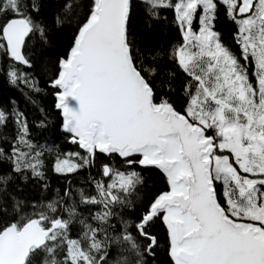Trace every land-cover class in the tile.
<instances>
[{"label":"snow or ice","instance_id":"6c2138e0","mask_svg":"<svg viewBox=\"0 0 264 264\" xmlns=\"http://www.w3.org/2000/svg\"><path fill=\"white\" fill-rule=\"evenodd\" d=\"M144 2L152 10H175L184 42L174 59L190 78L183 110L167 98L156 102L144 74L155 75V69L136 62L127 27L130 0H93L51 82L60 90L56 107L62 110L63 129L87 155L57 157L54 170L72 173L93 163L97 151L118 155L129 168L155 166L170 190L150 203L136 225L149 241L146 251L157 245L146 226L159 218L167 227L173 264H264V0ZM218 4L238 26L239 57L214 31ZM74 7L65 0L64 9ZM39 11L36 0H0V52L13 62L7 75L10 82L30 88L35 82L15 64L32 66L25 48L33 34L46 40L45 28L33 15ZM9 119L17 132L8 151L0 147V159L11 162L13 173L30 171L43 179L42 152L29 138L26 118L0 108V128ZM137 155L140 159H133ZM102 176L108 182L95 181L94 195L79 193V203L99 208L88 218L64 203L72 198L70 189L47 203L32 204L27 216L22 202L8 204L0 195V215L9 208L20 215L0 226V264H109L113 244L125 246L113 264H141L135 238L126 231L109 237L107 229L114 207L131 203L142 178L109 164L102 165ZM9 182V175H0V192ZM74 222L82 226L75 237Z\"/></svg>","mask_w":264,"mask_h":264},{"label":"trees","instance_id":"16d2710c","mask_svg":"<svg viewBox=\"0 0 264 264\" xmlns=\"http://www.w3.org/2000/svg\"><path fill=\"white\" fill-rule=\"evenodd\" d=\"M40 6L38 13H33L36 20L45 28L46 40L38 33L33 34L27 42L25 54L31 60V67L15 64L20 71L26 73L34 82L30 88L23 83H12L7 70L13 62L0 52V108L9 112L16 110L23 113L29 127V138L42 152L43 179L32 176L31 172L13 173L12 164L6 159H0V175H9L10 182L6 192H0L4 201L11 204L20 201L25 206L22 215L32 214V204L47 203L57 196H63L66 189L72 192V198H65L64 203L77 206L78 213L88 218L99 210L98 207L79 203V193L95 194V181L108 178L102 176V165L109 164L121 171L139 173L142 182L136 186L135 192L129 197L128 205H116L115 215L108 227V236H119L122 232L130 233L141 247L142 255L138 258L141 264H173L169 255L168 232L162 219H154L146 226V231L156 237L157 245L152 252L146 251L148 240L140 236L136 227L143 213L151 202L161 193L169 191L165 174L155 166L134 164L130 168L116 154L111 156L97 151L94 162L78 170L62 174L54 170L57 157L64 158L69 153H87L79 144L71 142V134L62 130V117L56 107L58 89L51 82L60 70V60L66 58L74 44L80 24L90 14L91 0H71L75 7L68 11L63 8L65 0H36ZM131 10L128 21V37L132 45L136 62L144 69H155V75L144 74L150 80L156 97V102L167 98L177 110L182 111L186 104L184 85L190 79L174 59V50L181 45L183 33L176 20L173 8L161 7L152 10L144 0H130ZM175 0H173V3ZM60 22H57V17ZM198 18L193 22V30H197ZM214 31L219 34L220 42L234 55L240 56L237 46L232 43L236 31L233 20L226 14L222 5L218 4ZM252 67L249 66V74ZM174 74V75H172ZM17 126L9 119L7 126L0 128V147L8 151L10 141L15 139ZM73 159H77L73 157ZM133 159H140L139 155ZM77 162H79L77 160ZM47 185V187H45ZM3 185L0 183V188ZM10 197V199H9ZM11 208L0 215V226L19 220ZM90 223H93L89 220ZM81 225L74 222L71 229L73 237L80 234ZM124 247L113 244L110 251L109 264L124 251Z\"/></svg>","mask_w":264,"mask_h":264},{"label":"rangeland","instance_id":"374dc122","mask_svg":"<svg viewBox=\"0 0 264 264\" xmlns=\"http://www.w3.org/2000/svg\"><path fill=\"white\" fill-rule=\"evenodd\" d=\"M199 21V20H198ZM179 23V22H178ZM233 23H234V25H235V29H237V24L233 21ZM180 25V24H179ZM198 29H199V25H198V28H197V30H195V31H198ZM236 34H237V31H235L234 32V34H233V36H234V39L236 40ZM235 40H232V43H233V45L234 46H237L236 44H235ZM238 48V51H239V53H240V47L238 46L237 47ZM241 63H243V61H241ZM252 71H253V68H252V70H251V72H250V74H249V76H250V79L252 80V82H253V84H255V78L252 76ZM62 126H63V121H62ZM209 134H211V133H209ZM140 157V156H139ZM170 190V189H169Z\"/></svg>","mask_w":264,"mask_h":264},{"label":"water","instance_id":"95a60500","mask_svg":"<svg viewBox=\"0 0 264 264\" xmlns=\"http://www.w3.org/2000/svg\"><path fill=\"white\" fill-rule=\"evenodd\" d=\"M92 1V3H93V0H91ZM60 91V90H59ZM56 97H57V103H58V96L56 95ZM60 112H61V117H62V120H63V114H62V110L60 109ZM62 130L64 131V132H66L64 129H63V126H62ZM157 168V167H156ZM160 170V169H159Z\"/></svg>","mask_w":264,"mask_h":264},{"label":"flooded vegetation","instance_id":"af4514ba","mask_svg":"<svg viewBox=\"0 0 264 264\" xmlns=\"http://www.w3.org/2000/svg\"><path fill=\"white\" fill-rule=\"evenodd\" d=\"M236 31H237V29H236ZM233 40H235V39H234V36H233ZM235 44L237 45V42H236V40H235ZM238 46H239V45H237V47H238Z\"/></svg>","mask_w":264,"mask_h":264}]
</instances>
